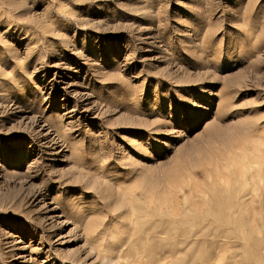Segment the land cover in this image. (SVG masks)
Listing matches in <instances>:
<instances>
[{"label":"rangeland","instance_id":"obj_1","mask_svg":"<svg viewBox=\"0 0 264 264\" xmlns=\"http://www.w3.org/2000/svg\"><path fill=\"white\" fill-rule=\"evenodd\" d=\"M0 264H264V0H0Z\"/></svg>","mask_w":264,"mask_h":264},{"label":"bare ground","instance_id":"obj_2","mask_svg":"<svg viewBox=\"0 0 264 264\" xmlns=\"http://www.w3.org/2000/svg\"><path fill=\"white\" fill-rule=\"evenodd\" d=\"M149 230H150V229H149ZM151 231H152V230H151ZM148 232H149V231H148ZM152 232H153V231H152ZM151 234H152V233H151ZM148 235H149V234H148ZM149 236H150V235H149ZM149 236H148V237H149ZM148 237H147V238H148ZM147 238H146V239H147ZM145 242H146V241H145ZM149 243H150V242H149ZM149 243H148V245H149ZM146 244H147V243H146ZM146 244H145V246H146ZM151 246H152V245H151ZM152 247H154V245H153ZM143 248L145 249L144 245H143ZM149 248H150V247H149ZM153 249H154V248H153ZM159 249H160V248H159ZM146 250H147V246H146ZM150 250H152V249H150ZM155 250H156V249H155ZM142 252H143V251H142ZM148 252H149V251H148ZM150 252H151V251H150ZM152 252H153V251H152ZM144 253L146 254V251H145ZM144 253H142V254L144 255ZM147 254H148V253H147ZM143 255H142V256H143ZM150 255H151V253L149 254V257H150ZM149 257H148V258H149ZM142 259H143V258H142ZM149 259H150V258H149ZM151 259H152V258H151Z\"/></svg>","mask_w":264,"mask_h":264}]
</instances>
